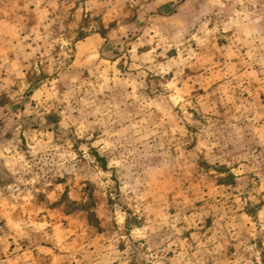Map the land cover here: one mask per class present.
Segmentation results:
<instances>
[{"label": "rangeland", "instance_id": "374dc122", "mask_svg": "<svg viewBox=\"0 0 264 264\" xmlns=\"http://www.w3.org/2000/svg\"><path fill=\"white\" fill-rule=\"evenodd\" d=\"M0 264H264V0H0Z\"/></svg>", "mask_w": 264, "mask_h": 264}]
</instances>
